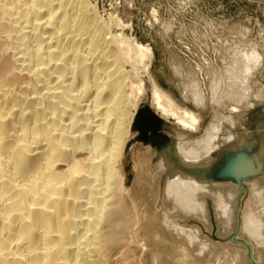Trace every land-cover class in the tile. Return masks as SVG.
<instances>
[{
	"label": "bare ground",
	"instance_id": "bare-ground-1",
	"mask_svg": "<svg viewBox=\"0 0 264 264\" xmlns=\"http://www.w3.org/2000/svg\"><path fill=\"white\" fill-rule=\"evenodd\" d=\"M95 7L88 0H0V264H144L141 225L148 233L157 227L152 239L159 254L165 226L173 239L182 234L190 245L199 242L204 256L209 243L199 240L198 230L169 219L195 215L210 226L206 202L187 199L182 192L188 187H175L176 178L222 204L221 234L232 227L234 208L226 211L210 182L219 148L210 150L218 137L211 127L212 138L199 147L203 154L186 158L181 149L187 145L176 140L161 152L155 170L142 168L135 187L126 189L122 160L153 53ZM150 81L156 112L195 130L197 118ZM244 141L239 134L228 142L224 159L229 168L238 152L234 175L240 179L261 170L243 150ZM165 166V207L157 209ZM256 185L248 182L250 208L263 207L264 189ZM260 210L241 213V233L264 252ZM233 261L224 262L245 264L242 252L234 251Z\"/></svg>",
	"mask_w": 264,
	"mask_h": 264
},
{
	"label": "rangeland",
	"instance_id": "rangeland-1",
	"mask_svg": "<svg viewBox=\"0 0 264 264\" xmlns=\"http://www.w3.org/2000/svg\"><path fill=\"white\" fill-rule=\"evenodd\" d=\"M88 1L97 7V14L101 18L113 16L120 20L126 25L125 32L138 43L148 46L153 53L150 76H142L144 90L134 116L152 113L158 117V121L149 130L139 125L132 126V121L122 160V171L128 180L126 189L135 187L142 168L155 170L161 152L176 140L179 146L187 145L180 148L181 152L186 158L193 159L194 152L203 154V149L199 147L218 135L214 139V149H210L215 150L216 145L219 146L213 151L216 161L210 182L215 184L216 191L219 190L226 200V211H229V207L234 208V214L227 224L232 227L221 234L225 221L217 216L222 204L215 206L207 190L198 193L191 187V181L176 178L172 182L175 187L178 182L182 183L178 187H188V192H182L187 199H192L193 195L198 203L206 202L210 226L195 215V218L193 215H170L169 219L178 225L197 229L199 240L209 243V248L203 249L204 256L200 257L199 242L196 244L193 241L190 245L182 234L173 239L163 225L161 242L158 239L162 250L159 254L158 244L152 239L157 227L148 233L143 231L141 225L137 242L143 245L144 264H225V260L233 261L234 251L242 252L245 264H262L263 249L256 250L254 244L241 233L242 229H246L241 213L244 210L261 211L260 207L264 209V201L261 202L263 207L250 208L254 200L249 196L248 187V182L253 181L258 188L264 189V0ZM151 78L182 109L197 118L198 127L195 130L181 126L172 118L161 117L156 112L151 100ZM209 127L215 133L208 139L207 134L211 132ZM239 134L245 138L243 150L254 163L261 164L258 173L241 179L234 175L236 163L239 162L235 155L238 152L234 153L231 167H226L224 160L225 151L230 150L228 142ZM169 171L168 166L163 167L159 178L157 209L165 207L161 195ZM236 185L238 192L233 190ZM234 193H237L236 198L231 197ZM247 243L252 245L253 251Z\"/></svg>",
	"mask_w": 264,
	"mask_h": 264
},
{
	"label": "water",
	"instance_id": "water-1",
	"mask_svg": "<svg viewBox=\"0 0 264 264\" xmlns=\"http://www.w3.org/2000/svg\"><path fill=\"white\" fill-rule=\"evenodd\" d=\"M158 121V117L155 114H148L147 116L144 115H137L135 119V125H139L144 130H149L153 127V125ZM147 122V124H146Z\"/></svg>",
	"mask_w": 264,
	"mask_h": 264
}]
</instances>
